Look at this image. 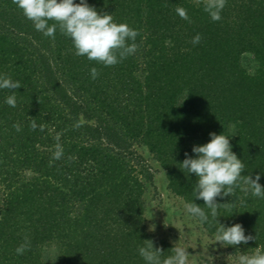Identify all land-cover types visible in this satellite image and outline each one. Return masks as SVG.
<instances>
[{"label": "trees", "instance_id": "1", "mask_svg": "<svg viewBox=\"0 0 264 264\" xmlns=\"http://www.w3.org/2000/svg\"><path fill=\"white\" fill-rule=\"evenodd\" d=\"M86 2L139 32L135 54L114 66L76 56L70 38L59 30L44 36L12 0H0V75L21 85L12 90L16 107L0 89V264H145L138 251L145 240L163 250L161 259L171 255L174 245L145 226L154 172L138 146L166 171L169 189L204 209L212 234L219 225L194 197L197 178L180 165L185 153L195 158L193 146L212 132L233 134L234 125L229 139L241 175L259 174L264 186V0H226L219 21L191 0ZM244 53L259 61L255 72L243 66ZM33 119L44 131L31 129ZM241 185L216 198L230 203L217 219L255 237L227 246L249 254L264 250V198ZM25 237L30 248L18 255ZM49 245L57 250L52 260Z\"/></svg>", "mask_w": 264, "mask_h": 264}, {"label": "clouds", "instance_id": "2", "mask_svg": "<svg viewBox=\"0 0 264 264\" xmlns=\"http://www.w3.org/2000/svg\"><path fill=\"white\" fill-rule=\"evenodd\" d=\"M12 2L44 36L54 38L59 30L61 34L70 38L76 56H86L89 61H96L104 66H114L137 51L138 45L135 40L139 32L126 23L117 24L112 14L98 12L95 7L89 6L86 0H80L79 3H74V0H12ZM201 2L203 10L213 21L221 19L220 13L226 6V0H201ZM175 11L180 18L190 22L185 8L178 6ZM49 21L53 23L49 24ZM201 39V36L197 34L191 43L199 44ZM129 41L131 43H128ZM90 74L92 79H96L99 75L95 67L90 69ZM20 87V83L13 81L7 74L0 75V89H7L12 93L6 97L7 105L16 107V95L12 90ZM79 126V124L76 125V127ZM13 127L17 132L21 131L18 123ZM30 127L32 130L39 127L41 131H44V125L38 126L35 119L31 120ZM234 128L235 126L232 125L230 131L233 134L231 135L210 133L209 142L193 146L195 158L188 157L185 153L186 158L180 164L189 174H195L197 179L193 189L194 197L204 201V205L210 209L211 217L219 225L214 238L215 242L222 247L247 244L255 237L245 235V230L240 223L232 226L220 224L217 219L218 207L220 205L227 207L230 203L218 204L216 198L232 196L235 189L242 186L241 182L246 193L250 191L253 196L264 198V186L259 183L260 175L257 174L255 179L251 175H241L244 164L232 151L229 139L230 136L235 135ZM55 139L57 143L53 158L58 160L63 155L59 133ZM184 208L188 214L197 217L201 224L209 221L208 214L196 203H185ZM155 229L156 226L153 224L148 230L154 232ZM145 242V246L138 249L145 264H188L187 249L178 246V243L170 249L171 255L161 259L163 250L155 248L152 240H145ZM29 248L30 241L25 237V242L15 251L18 255H22ZM238 261L239 264H264V250L257 248L251 255L241 254Z\"/></svg>", "mask_w": 264, "mask_h": 264}, {"label": "rangeland", "instance_id": "3", "mask_svg": "<svg viewBox=\"0 0 264 264\" xmlns=\"http://www.w3.org/2000/svg\"><path fill=\"white\" fill-rule=\"evenodd\" d=\"M242 64L248 72H255L259 61L252 54L244 53ZM137 150L146 157L154 172L153 182L147 187L144 195L147 231L150 232L148 229L154 224L156 229L150 233L168 240L173 245L178 243V246L186 248L189 254L188 264H239L238 257L241 254L232 253L227 247L215 242V234L209 233L196 217L186 212V201L169 189L166 171L152 159L148 150L141 146H138ZM56 253V247L53 245L45 248L44 254L50 260L55 258Z\"/></svg>", "mask_w": 264, "mask_h": 264}]
</instances>
